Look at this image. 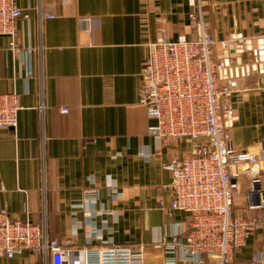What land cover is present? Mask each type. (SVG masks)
Segmentation results:
<instances>
[{
  "label": "crops",
  "instance_id": "crops-1",
  "mask_svg": "<svg viewBox=\"0 0 264 264\" xmlns=\"http://www.w3.org/2000/svg\"><path fill=\"white\" fill-rule=\"evenodd\" d=\"M195 1L17 0L29 14L18 20V49L0 37V93L18 92L21 104L17 127L0 128V212L31 220L51 241L69 242L72 264L109 246L142 250L141 264H189L170 259L162 245L185 231L190 218L166 212L172 176L164 164L188 155L196 143L164 144L151 133L155 121L139 101L149 45L163 31L171 40L197 38L190 16ZM200 1L219 55L235 38L251 41V51L247 44L243 53L229 55L223 79L239 85L232 140L258 152L264 141V0ZM240 186L234 207L245 211L261 198L250 194L244 176ZM259 214L261 227L235 251L238 261L264 253V211ZM0 264L47 263L26 251L0 255Z\"/></svg>",
  "mask_w": 264,
  "mask_h": 264
},
{
  "label": "built area",
  "instance_id": "built-area-1",
  "mask_svg": "<svg viewBox=\"0 0 264 264\" xmlns=\"http://www.w3.org/2000/svg\"><path fill=\"white\" fill-rule=\"evenodd\" d=\"M202 6L200 0L195 1L190 15L196 39L171 40L163 31L149 45L143 62L139 102L155 121L151 133L166 145L184 139L196 143L188 155L164 164L172 176L166 212L172 216L184 211L190 218L185 231H176L162 245L170 259L178 257L189 264H264V253L248 261L235 259V251L261 227L264 141L258 152H251L238 148L232 140V100L239 85L233 77L223 79L227 60L216 51L217 41L209 32ZM20 18L28 19L29 14L17 0H0V37L11 38L14 49L19 47ZM230 43L245 46L248 41L239 37L226 42V51ZM20 110L18 92L0 93V128H16ZM243 176L250 194L261 199L248 203L245 211H236L234 199ZM113 196L119 197L118 193ZM69 244L51 241L45 230L29 219L0 212L1 256L13 258L29 251L43 256L47 264H72ZM142 256V250L109 246L89 250L83 264H141Z\"/></svg>",
  "mask_w": 264,
  "mask_h": 264
},
{
  "label": "water",
  "instance_id": "water-1",
  "mask_svg": "<svg viewBox=\"0 0 264 264\" xmlns=\"http://www.w3.org/2000/svg\"><path fill=\"white\" fill-rule=\"evenodd\" d=\"M229 47H230L229 50H227L225 52V57H226V60H227L226 62H227L228 67L230 66V56L229 55L231 53H243L245 51V46H243V45L234 46L233 43H230ZM246 49L250 50V51L252 50L251 41L248 42V46L246 47ZM254 53L257 54V52H254ZM259 59L261 61H264V55L259 56ZM236 62L238 63V66L242 65V58L241 57H237ZM260 67H262V66H260ZM253 68L257 69L258 66L255 64V65H253ZM244 69H246L247 71L250 70V65L245 67ZM237 70H239V69H237Z\"/></svg>",
  "mask_w": 264,
  "mask_h": 264
}]
</instances>
